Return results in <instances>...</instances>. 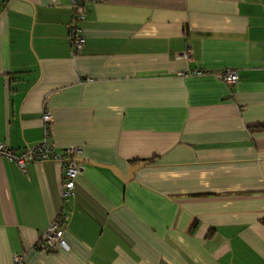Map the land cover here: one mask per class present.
<instances>
[{"label": "crops", "instance_id": "1", "mask_svg": "<svg viewBox=\"0 0 264 264\" xmlns=\"http://www.w3.org/2000/svg\"><path fill=\"white\" fill-rule=\"evenodd\" d=\"M84 12L74 53L71 0H0V141H41L45 108L54 151L80 146L84 160L69 249L43 252L60 164L0 157V264H264V0ZM226 68L232 85L214 75Z\"/></svg>", "mask_w": 264, "mask_h": 264}, {"label": "built area", "instance_id": "2", "mask_svg": "<svg viewBox=\"0 0 264 264\" xmlns=\"http://www.w3.org/2000/svg\"><path fill=\"white\" fill-rule=\"evenodd\" d=\"M87 1L89 0H71L75 23L69 24V39L74 53H80L85 44V37L81 34V30L76 22L82 21L85 18L84 4ZM184 54L185 56L190 54V48L188 46ZM193 73L197 74L201 72L193 71ZM214 75L217 79L229 85H232L238 79L236 70L229 68L215 72ZM41 121L43 132L41 141L17 151L0 141V157L14 162L21 169H24L28 163L33 161L55 160L60 164V212L39 236L34 247L36 250L43 252L68 250L69 246L63 237L64 225L68 221V214L64 210L69 206L70 199L73 195L74 180L84 168L83 162L76 159L82 153V148L76 145H69L64 147L60 152L54 151L49 142L53 123L52 113L43 108ZM14 261H20V256H14Z\"/></svg>", "mask_w": 264, "mask_h": 264}, {"label": "water", "instance_id": "3", "mask_svg": "<svg viewBox=\"0 0 264 264\" xmlns=\"http://www.w3.org/2000/svg\"><path fill=\"white\" fill-rule=\"evenodd\" d=\"M81 162H84V160H80ZM142 166V163L141 164H137V165H132L129 167L128 169V176H127V179H130L133 177V173L140 167ZM107 167V166H106ZM110 169H113L111 167H109Z\"/></svg>", "mask_w": 264, "mask_h": 264}, {"label": "trees", "instance_id": "4", "mask_svg": "<svg viewBox=\"0 0 264 264\" xmlns=\"http://www.w3.org/2000/svg\"><path fill=\"white\" fill-rule=\"evenodd\" d=\"M251 128L255 129L257 127V125L255 126H250ZM258 127H261L260 125ZM261 128H264V126H262Z\"/></svg>", "mask_w": 264, "mask_h": 264}]
</instances>
